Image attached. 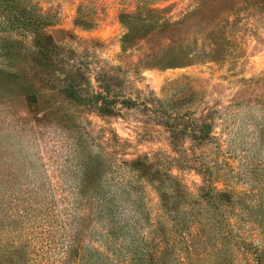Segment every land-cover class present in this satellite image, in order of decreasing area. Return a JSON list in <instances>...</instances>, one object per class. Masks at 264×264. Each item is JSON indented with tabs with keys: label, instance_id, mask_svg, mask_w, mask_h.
<instances>
[{
	"label": "rangeland",
	"instance_id": "obj_1",
	"mask_svg": "<svg viewBox=\"0 0 264 264\" xmlns=\"http://www.w3.org/2000/svg\"><path fill=\"white\" fill-rule=\"evenodd\" d=\"M31 1L52 19L64 63L50 66L34 37L0 31V264H75L69 185L86 155L142 187L154 220L162 183L169 200L188 198L167 205L176 216L208 187L231 194L217 217L233 240L220 232L221 251L203 264H264V4L241 1L211 19L216 0ZM71 71L110 112L65 97L59 79ZM146 158L152 169L122 165ZM94 245L101 256L90 262L112 264L104 242Z\"/></svg>",
	"mask_w": 264,
	"mask_h": 264
},
{
	"label": "trees",
	"instance_id": "obj_2",
	"mask_svg": "<svg viewBox=\"0 0 264 264\" xmlns=\"http://www.w3.org/2000/svg\"><path fill=\"white\" fill-rule=\"evenodd\" d=\"M241 1L249 3L250 0H216L212 5L208 4L206 9L209 16L215 13L211 16L214 19L225 12L229 13ZM259 1L264 4V0ZM130 19L135 29L141 19ZM52 24V19L43 15L31 0H0V31L19 37H34L39 55L55 68V63L62 65L64 60L61 59L60 47L47 33ZM132 31L125 35L124 43L132 39ZM64 74V79L59 81L64 83L62 91L68 100L82 107L92 106L99 113L111 111L110 102L102 93L90 95L84 89L86 76L74 71ZM122 105L132 107L134 102L123 100ZM104 161L93 155L82 157L76 167L78 169L73 173L76 177L69 185L73 195L71 210L78 216L74 217V233L70 236L72 244L67 243L66 255L75 264L81 260L83 264H93L90 260L95 255L101 256V249L94 245L95 241L104 242L108 248L106 259L112 264H203L204 260L221 251L217 243L220 232H223L222 239H228L230 243L233 240L230 236V230H233L231 225L225 229L224 220L217 217H221L220 207L224 203L233 202L231 194L208 187L201 195L204 203L196 202V207L181 211L176 216L167 205L184 206L188 198L180 194L169 200L170 193L162 191L167 188L162 183L157 191L164 211L154 220L148 207L137 197L143 188L135 186L131 178V181L124 182L118 171L110 173L111 169L105 168ZM149 162L146 158L125 161L122 165L127 170L137 172L152 169L153 165ZM155 174L163 173L157 171ZM168 179L173 181L171 177ZM179 187L170 188L179 192ZM86 211L89 220L84 217ZM195 228L197 234H191L190 231ZM88 232L90 235L87 238L92 245L84 250L83 240Z\"/></svg>",
	"mask_w": 264,
	"mask_h": 264
}]
</instances>
